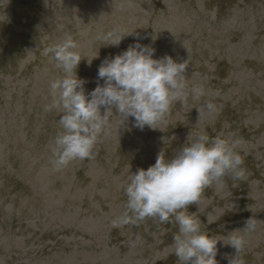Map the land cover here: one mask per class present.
<instances>
[{"label": "rangeland", "instance_id": "374dc122", "mask_svg": "<svg viewBox=\"0 0 264 264\" xmlns=\"http://www.w3.org/2000/svg\"><path fill=\"white\" fill-rule=\"evenodd\" d=\"M116 25L133 34L119 46L96 39ZM67 34L79 44L86 94L104 84L102 62L138 34L156 49L154 58L190 60L184 75L207 95L176 103L163 130L141 131L113 108L111 135L95 159L54 171L50 147L62 114L43 106L62 72L41 50ZM207 101L219 111L199 122L197 107ZM200 131L239 140L248 175L235 187L226 177L205 189L188 211L216 237L256 219L242 259L264 264V0H0V264H178L174 223L111 222L124 210L128 177L154 165L162 150L174 157ZM217 249V264L236 255L223 241Z\"/></svg>", "mask_w": 264, "mask_h": 264}, {"label": "clouds", "instance_id": "9594fccd", "mask_svg": "<svg viewBox=\"0 0 264 264\" xmlns=\"http://www.w3.org/2000/svg\"><path fill=\"white\" fill-rule=\"evenodd\" d=\"M132 34L126 26L116 25L98 33L96 39L119 46ZM140 39L137 34L136 42L127 50L102 62L97 80H103L104 84H98L89 94L83 87L85 81L77 75L82 56L71 34L42 48L41 55L54 60L62 72L49 82L50 102L43 106L46 113L62 114L58 120L60 130L50 147L54 171H62L76 160L95 159L97 145L111 135L113 108L124 122L133 118L134 126L141 131L145 127L163 130L161 125L168 122L176 103L187 107L190 99L199 100L207 95L202 83L190 85L184 75L190 60L177 62L170 55L154 58L156 49L140 43ZM197 108L199 122L206 112L219 111L211 101ZM239 143L220 135L211 138L200 131L195 136L190 132L187 143L174 157L166 158L162 150L154 165L146 170L140 168L128 177L124 186L127 198L124 210L112 220V226L139 225L148 219L159 224L174 223L178 231L173 235L171 247L178 264H217L220 241L236 250L228 264H244V234L256 230V219H248L242 230L216 237L205 232L200 219L188 211L193 203L200 204L205 189L223 184L226 177L233 181V187L237 186L236 182L247 179Z\"/></svg>", "mask_w": 264, "mask_h": 264}]
</instances>
